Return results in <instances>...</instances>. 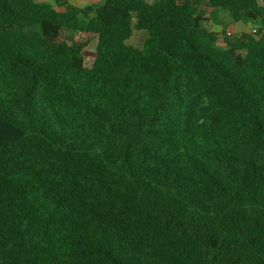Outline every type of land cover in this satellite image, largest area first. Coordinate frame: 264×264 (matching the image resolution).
I'll return each instance as SVG.
<instances>
[{"label": "trees", "instance_id": "trees-1", "mask_svg": "<svg viewBox=\"0 0 264 264\" xmlns=\"http://www.w3.org/2000/svg\"><path fill=\"white\" fill-rule=\"evenodd\" d=\"M0 264H264V0H0Z\"/></svg>", "mask_w": 264, "mask_h": 264}, {"label": "rangeland", "instance_id": "rangeland-1", "mask_svg": "<svg viewBox=\"0 0 264 264\" xmlns=\"http://www.w3.org/2000/svg\"><path fill=\"white\" fill-rule=\"evenodd\" d=\"M36 2H46V3H53L55 0H35ZM100 0H67L72 5H75L77 7H84L90 4H97ZM151 1V0H148ZM194 3H196L199 7H204L207 4V0H193ZM230 14L225 10H220V14L218 17L210 18L208 22H206V27L211 29V27L216 26L217 24H222L223 29L219 32L223 35L221 37L220 41H223V39L226 37V31L227 29H232V36L236 35V31L233 27L229 28L228 26L232 25L229 21ZM252 29V28H251ZM250 29V30H251ZM221 35V36H222ZM147 39V34L145 31H139L134 30L133 35L128 41V44L134 47L142 48L144 46V43ZM96 45V40H92L91 44L89 45V49H94ZM91 62H87L88 65H90Z\"/></svg>", "mask_w": 264, "mask_h": 264}, {"label": "crops", "instance_id": "crops-1", "mask_svg": "<svg viewBox=\"0 0 264 264\" xmlns=\"http://www.w3.org/2000/svg\"><path fill=\"white\" fill-rule=\"evenodd\" d=\"M219 14H220V11H219ZM218 14V15H219ZM229 21L231 22V24L232 25H230V26H228L229 28H231V27H233L234 29H235V31H236V27H235V25H234V23H233V21H232V19L229 17ZM217 26H219L218 24L216 25V26H213V27H211V29H216L217 28ZM223 29V28H222ZM242 29H243V31L244 32H250V29H251V25H249V24H245V25H243L242 26ZM232 30V29H231ZM220 31H218V33H219ZM237 33V32H236ZM219 44H222V41H219Z\"/></svg>", "mask_w": 264, "mask_h": 264}, {"label": "built area", "instance_id": "built-area-1", "mask_svg": "<svg viewBox=\"0 0 264 264\" xmlns=\"http://www.w3.org/2000/svg\"><path fill=\"white\" fill-rule=\"evenodd\" d=\"M252 32H255V29H252ZM217 35H218V38L219 39H221V37H223V35L221 33H217ZM230 36H232V31L230 29H227V31H226V37H230Z\"/></svg>", "mask_w": 264, "mask_h": 264}]
</instances>
